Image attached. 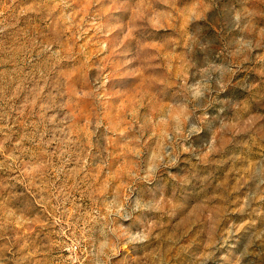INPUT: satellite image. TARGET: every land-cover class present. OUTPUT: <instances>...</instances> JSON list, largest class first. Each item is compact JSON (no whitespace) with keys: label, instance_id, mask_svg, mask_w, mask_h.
<instances>
[{"label":"rangeland","instance_id":"rangeland-1","mask_svg":"<svg viewBox=\"0 0 264 264\" xmlns=\"http://www.w3.org/2000/svg\"><path fill=\"white\" fill-rule=\"evenodd\" d=\"M0 264H264V0H0Z\"/></svg>","mask_w":264,"mask_h":264}]
</instances>
